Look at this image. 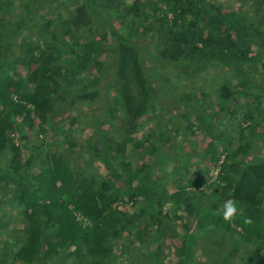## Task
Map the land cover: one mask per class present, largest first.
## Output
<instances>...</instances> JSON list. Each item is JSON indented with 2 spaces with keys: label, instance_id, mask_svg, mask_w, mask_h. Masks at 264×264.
<instances>
[{
  "label": "trees",
  "instance_id": "1",
  "mask_svg": "<svg viewBox=\"0 0 264 264\" xmlns=\"http://www.w3.org/2000/svg\"><path fill=\"white\" fill-rule=\"evenodd\" d=\"M133 1L19 0V16L11 22L7 16L14 1L0 0V235H8L0 238V264L6 257L8 264H129L126 255L135 252V244L141 260L164 264L167 239L175 245L177 264H228L239 245L248 251L241 261L264 264V158L253 144L262 134H257V124H250V134L238 137L234 146L235 139L229 141L219 130L231 116L230 98L237 86L217 89L214 114L195 95L178 104L180 119L195 114L192 133H205L207 140L202 150L195 137L185 136L192 146L181 149V159L192 160L191 150L197 147L216 162L225 146L213 181L203 185L207 192L193 191L202 186L196 180L193 189L186 186L183 166L170 182L158 159L152 160L165 144L170 150L169 140H182L174 124L168 123L166 132L137 136L143 119L156 116L152 76L170 82L151 74L143 53L183 70L214 63L239 83L243 68L264 61L261 26L212 0ZM43 11L45 18H40ZM103 54L109 58L101 60ZM259 93L252 92L260 98L264 89ZM76 105L93 106V126L80 140L72 127L81 113ZM62 106L72 115L56 123ZM250 113L246 109L243 120L264 126V111L262 119ZM37 120L40 138L33 141L26 133L15 142L13 132ZM46 133L53 134L52 142ZM144 145L149 161L126 164L127 149L139 151ZM74 154L87 162L70 161ZM94 167L99 174L88 178ZM197 170L199 175L209 171L200 165ZM226 199L236 201L239 209L230 221L219 215ZM178 211L181 231L173 223ZM77 214L89 224L83 225ZM148 219L150 234L141 227ZM209 228L239 238L229 244L228 257H215L204 245L194 259L199 242L194 236ZM148 237L152 244L146 248Z\"/></svg>",
  "mask_w": 264,
  "mask_h": 264
},
{
  "label": "rangeland",
  "instance_id": "2",
  "mask_svg": "<svg viewBox=\"0 0 264 264\" xmlns=\"http://www.w3.org/2000/svg\"><path fill=\"white\" fill-rule=\"evenodd\" d=\"M14 1L13 5L11 6V9L9 10L7 19L11 22H15L16 17L19 16L18 14V5L19 0H12ZM67 2V0H64ZM74 1V0H71ZM217 5L222 6L226 11H238L243 12L246 14L248 18L251 17V20L255 22L256 24H260V28L262 31V35L264 34V21H262V15L264 14V0H212ZM134 1L130 0L129 4H132ZM72 3V2H70ZM128 3V1H127ZM54 5L51 6V9L49 14L53 12ZM69 8H71L69 6ZM46 12L43 11L42 13H39L40 18H45ZM91 42H94L95 44L98 42V39L94 37V35L90 38ZM14 51H16L15 48H13ZM259 53L264 54V42L260 45ZM101 60L103 58H109V55L103 54L101 57ZM143 59L145 61L146 67L151 71V74L157 77V74L163 75L167 77V79L170 81L166 84L162 82H157L153 76H152V83L154 85V103H155V111L156 116L150 115L149 117H146L143 119V123L139 127L137 136L142 137L144 134L150 131L154 132H166V128L168 123L174 124V131L177 132V136L182 137V140L180 138L176 137V139H171V145L170 150H167V145L165 144V150L162 148V151H160V148L156 150V153L158 154L155 159H158L159 169L163 170L164 173L168 177V181L173 182L174 181V175L173 172L176 170H187L188 172L186 179L188 180L186 183V186L189 188H194L195 185H198L200 182L202 183V186L199 189H193L195 193L199 192H207V189L203 187L205 183H210L213 181L216 171L215 165H219L221 163L222 157L225 154V146L224 148L219 152L220 157L214 162L212 158H208L204 155L203 151L204 148L207 147V140H206V134L205 133H192V129L190 126L195 125V118L196 115L192 112L188 113V118L180 119L178 104L179 102H187L184 98L189 97L190 95H195L197 98V102H202L203 107L208 109L206 110L209 115L214 114L216 111V106L218 102V94L217 89H219L222 86H226L228 88L230 87H236V92L231 94L230 102L231 107L228 111V114L224 119V121L221 123V127L219 130H222L226 132L225 138L230 141L232 138L234 140V146L239 143L238 137L245 136L247 137L248 134H250L248 130V126L250 124H257L255 127L257 128V134L261 135L259 137L258 141L253 143L256 145V151L258 154H260L261 158H264V126L261 122L255 121L254 123H251L248 120H243L242 114L246 111V109H251V116L253 118H261L262 119V112L264 111V95L260 98L255 97L256 94H260L259 92H263L264 89V61L258 59L255 61L252 65H249L248 68H243V72L241 77L238 79L239 83H236L234 78H230L228 76V73H226L221 66L216 65L214 63H210L201 67L194 68L192 70H183L180 66H171L166 65L165 63H162L155 58H152L146 53H143ZM109 61V60H108ZM158 78V77H157ZM252 86H255L254 88ZM253 88V89H252ZM252 92L254 94H252ZM176 99L175 102L172 99ZM186 96V97H185ZM187 99V98H186ZM188 103H192L191 100ZM207 103H212V107L207 106ZM76 107L79 108V111L81 112L78 121H76L73 124V128H75L74 138H80V134H88L90 133L91 126H93V112L90 110L93 106H85V105H76ZM60 109V107H59ZM93 109V108H91ZM61 110H63L60 113H57L58 115L55 117L56 123H59V120L68 119L72 115L70 111H64V106H62ZM187 110V109H186ZM203 110V108H202ZM205 111V110H204ZM100 112H97V115H99ZM202 114H205V112H202ZM235 114V118H232ZM119 123L122 122L120 119V114H116ZM201 114L197 116L199 120L202 119ZM214 119L217 120V118ZM187 121V122H186ZM55 122V121H54ZM182 123H184V128L182 127ZM204 124V123H203ZM68 124H65L64 127H67ZM193 128V127H192ZM17 129V128H16ZM41 129V126L38 124L37 121H32L30 124L25 128H18L17 132H13L12 136L14 137L15 142H19L21 140L20 137L23 135L29 136V139L35 140L38 137L40 138V135H38L35 132V130L39 131ZM51 128H49V132ZM204 132V131H203ZM47 139L52 142L53 134L46 133ZM191 136L195 137L197 141V145L202 148H193L191 151H195L192 160H186L181 159V149L184 151L185 149H188L192 146L190 142L187 141L185 136ZM178 138V139H177ZM180 140V141H178ZM167 141V142H169ZM192 141V140H191ZM79 142V141H78ZM162 144V143H161ZM224 145V144H223ZM199 150V151H197ZM171 151V152H170ZM166 153V154H164ZM148 151L145 145L143 148H141L139 151L135 150L134 148H128L126 152V156L124 158V161L128 162L129 165H132L134 167L140 166L141 162L143 161H149L148 158ZM196 158V159H195ZM220 158V159H219ZM181 159V160H180ZM70 161H79V162H87V159L84 157L82 160V155L80 154H74L70 157ZM184 161V164L182 162ZM76 163V162H75ZM216 163V164H215ZM185 165V166H184ZM202 169H209L207 173H200L198 174L197 167ZM181 166H183V169H180ZM158 170V169H157ZM218 171V170H217ZM95 172V174H99L96 167L92 168L91 171L88 173L87 176L90 178L92 176V173ZM101 173V172H100ZM217 173V172H216ZM211 175V176H210ZM199 176V177H198ZM198 182H196V181ZM185 184V183H184ZM173 188V186H172ZM174 189V188H173ZM122 190V189H121ZM145 210L147 212H150L152 210L151 207H146ZM77 220L82 221L81 223L83 225H88L89 223L87 220H85L83 217H81L79 214L76 215ZM174 215L171 216V218ZM178 219L173 222L176 226V229L181 231V223L182 219L181 212L178 211ZM173 220V219H172ZM151 219H148L146 221L147 224H142V229L146 228L148 234H150L148 230V225L152 224ZM16 223V222H15ZM149 223V224H148ZM14 224V226H16ZM18 229H20L18 226ZM14 227V228H16ZM219 234H221V237L219 238ZM5 236H8L7 234L0 235V238H4ZM199 241L197 246L194 247L195 252V258H198L204 250L206 249H212V255L219 258H226L228 257L227 253L229 252V244L235 240L240 241L238 237H235L234 235L228 234L226 232H223L222 230L219 231L217 228H209L204 233H197L196 236ZM152 239L153 236H152ZM152 239L148 237L147 242L145 243L146 248H148L152 244ZM214 245H212V243ZM166 251L165 255L163 256L162 262L164 264H177L173 259V254L175 251V245L171 244L170 239L166 240ZM176 246L179 245L178 239L176 240ZM204 245L206 247H204ZM246 246V245H244ZM243 245L238 246V255H234L233 257H228L230 262H227L228 264H248L243 261H241V254H248V251L244 249ZM209 247V248H208ZM248 249H251V246H247ZM138 247L137 244L135 246L131 247V250H135V252H128V255L126 257L130 256L129 264H153L151 260L144 261L141 260L140 255L137 251ZM141 249H143V246H141ZM148 250V249H147ZM10 261V258L7 257L4 259L3 264H8ZM253 264H262L259 262V260H255Z\"/></svg>",
  "mask_w": 264,
  "mask_h": 264
},
{
  "label": "clouds",
  "instance_id": "3",
  "mask_svg": "<svg viewBox=\"0 0 264 264\" xmlns=\"http://www.w3.org/2000/svg\"><path fill=\"white\" fill-rule=\"evenodd\" d=\"M238 204L232 199H226L219 206V215L224 221H230L238 212Z\"/></svg>",
  "mask_w": 264,
  "mask_h": 264
}]
</instances>
